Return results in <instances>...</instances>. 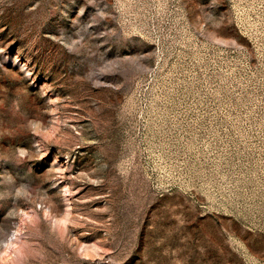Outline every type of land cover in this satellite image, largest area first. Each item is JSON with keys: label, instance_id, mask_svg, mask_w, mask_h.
I'll return each mask as SVG.
<instances>
[{"label": "rangeland", "instance_id": "1", "mask_svg": "<svg viewBox=\"0 0 264 264\" xmlns=\"http://www.w3.org/2000/svg\"><path fill=\"white\" fill-rule=\"evenodd\" d=\"M0 264H264V0H0Z\"/></svg>", "mask_w": 264, "mask_h": 264}]
</instances>
